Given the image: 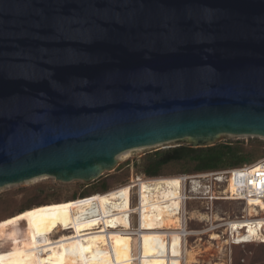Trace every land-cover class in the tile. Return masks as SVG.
<instances>
[{
	"label": "water",
	"instance_id": "water-1",
	"mask_svg": "<svg viewBox=\"0 0 264 264\" xmlns=\"http://www.w3.org/2000/svg\"><path fill=\"white\" fill-rule=\"evenodd\" d=\"M221 134L264 137V0H0V187Z\"/></svg>",
	"mask_w": 264,
	"mask_h": 264
},
{
	"label": "rangeland",
	"instance_id": "rangeland-1",
	"mask_svg": "<svg viewBox=\"0 0 264 264\" xmlns=\"http://www.w3.org/2000/svg\"><path fill=\"white\" fill-rule=\"evenodd\" d=\"M255 138H258L260 140V144L257 146L258 148L252 152L251 157L247 158L248 161H254L258 158H261L264 156V137L263 136H256V135H232V134H221L218 138V141H225V140H242L244 142V145L247 147H250V145H254ZM189 144L186 139L181 140H173L169 142H164L156 145L151 146H142V147H135L132 149H127L125 151L120 152L117 156V164L114 169L104 171L98 178L94 180L84 181V180H71V181H60L55 179L52 176L48 175H41L37 176L28 180H24L19 183H12L7 184L0 187V220L9 217V214H13L17 211V209L21 206V204L25 203H31L34 201L37 202H47L46 204L35 206L33 208L26 209L24 211L18 212V214H23L26 212H33V216L36 219L35 222L32 225V228L35 229V231H45L51 228L55 225H62L69 221L71 218V210L69 208H63L62 210H56V211H50L48 215H43L44 210L43 208H46L45 206L50 203H55L59 201H66L64 199L71 197L74 193H81L85 192L86 194H89L91 192L99 191L102 192L104 190V187H107V189H111L116 187L117 185H120L122 182L123 184L127 182L134 183L136 179H139L141 177L135 178V166L133 164L135 159H139L141 156H143L147 152H151L157 149L175 146L178 144ZM231 162H228L229 165ZM242 164H237L231 167H237ZM181 164L180 163H172L171 165H167L163 171L168 173H174L177 172V175H185V174H192V173H184L187 172L186 170L180 171ZM160 177H166L171 178L172 176H160ZM158 178V177H153ZM153 178H145V179H153ZM178 183V198L177 203L174 204L171 207H168V211H176L177 209H180L181 206V200H180V193H179V177L177 179ZM176 187L171 185H159V186H149L146 189V192L148 194V198H154L157 196H165L167 194L174 193ZM135 194V193H134ZM186 195L187 199L184 202L183 208H186L187 215H186V224L188 226V229H198L204 225V222L202 219H196L193 216L196 214V211L198 212L204 208L205 203L202 199L196 200V199H190L189 196L191 195V191L188 185V182L186 184ZM131 195L129 193H124L119 195V197H114L111 199L106 200L103 202V207L106 210H112L115 208L124 207L128 204H130ZM134 202L136 199V194L133 197ZM242 205L238 201H216L215 202V208L220 211L222 215H230L233 216L234 214H238L241 210ZM93 207L90 206H73V212L80 216H87L91 213ZM164 207H161L159 211H163ZM157 211V212H159ZM49 212V211H48ZM156 212V211H152ZM151 212V213H152ZM16 214V213H15ZM14 215V214H13ZM12 216V215H10ZM134 218L136 221V214H134ZM121 221L128 222V217L121 218ZM15 220L11 221H4L3 223H8L7 226H13V222ZM28 222V221H27ZM27 222H21L18 223V225L13 226L9 229L2 230L5 227V224L1 223L0 221V252H3V254L7 253L12 248H19L22 241L24 240L23 236L28 231L27 226H24L27 224ZM147 223H150V221H147ZM235 228H238V226H235ZM238 234L240 233L239 230ZM250 234L254 233V229L249 227ZM58 236V234H55ZM54 235V237H56ZM134 238H141L144 239V237H134ZM244 238H247L246 236ZM126 241L124 244L121 245L119 248V255L120 257H125L130 252L131 247V241L129 239L131 238H125ZM168 238H166L167 240ZM170 242L175 245L167 244V241L164 242V247L162 249H159L158 247H154L151 242H148L146 246V252L151 254H156L159 256H165V259L163 260H157L155 262H152L151 260L147 259L144 264H177L176 261L169 259L170 254L177 251L176 246H178L179 249V256H180V246L178 241L172 240L171 237L169 238ZM245 241H250L249 239H243ZM177 242V243H175ZM223 241L220 240H211L208 238L206 234L201 236V239H196V236L194 235H188L186 240V246L190 250L192 249L194 253L196 254V262L191 264H215L217 262H222L224 264H236L238 262H243L244 264H250V256L255 253L257 255H261L262 251L259 248V246H232L229 250L226 246L223 245ZM15 249V250H16ZM14 250V251H15ZM12 252H8L10 258H16L22 255H17L16 257H13ZM60 253L59 250H56L52 254H49L50 256L45 257L44 264H54ZM230 256V257H229ZM44 258V256H43ZM66 257L64 256V259ZM259 258V257H258ZM66 260V259H65ZM107 260V258H102L97 261L103 262ZM64 264H68L66 261H64ZM62 262V264H63ZM7 264H13V261L7 262ZM77 264H86V261L81 260L77 262ZM87 264H91L90 262ZM180 264V259H179ZM182 264H184V259L182 261ZM238 264V263H237Z\"/></svg>",
	"mask_w": 264,
	"mask_h": 264
},
{
	"label": "trees",
	"instance_id": "trees-1",
	"mask_svg": "<svg viewBox=\"0 0 264 264\" xmlns=\"http://www.w3.org/2000/svg\"><path fill=\"white\" fill-rule=\"evenodd\" d=\"M255 144L250 145L247 147L244 145L242 140H225V141H217L208 146H193L191 144H178L175 146L165 147L161 149H157L151 152L145 153L139 159H135L133 164L135 166V178L141 177L140 179H136L134 183L127 182L123 184L122 182L120 185H117L114 188L107 189L104 187L102 192L95 191L89 194L85 192H81L79 194L74 193L71 197L66 198V201H59L55 203H50L46 205V208L42 210L44 212V216L48 215L50 211L62 210L63 208H69L71 210V218L69 221L62 225H55L59 227L61 230H64L74 224L78 226H84L88 223H95L101 215L107 216L111 219L112 226H151V223H147L146 217L148 215L154 214H161L163 212H167L168 207L173 206L177 203L178 198V183L177 179L180 175H177V172L173 174L166 173L163 169L167 165H171L172 163H180L181 168L180 171L186 170L187 172L184 173H195V172H202L208 170H219V169H226L231 168V166L237 164H243L247 162V158L251 157L252 152L256 150L258 145L261 143L258 138H255ZM228 162H231L229 165ZM252 161H248L250 163ZM160 176H172L171 178L160 177ZM158 177V178H153ZM145 178H153V179H145ZM159 186V185H171L176 187L174 193L167 194L165 196H157L154 198H148V194L146 189L149 186ZM129 193L130 197V204L115 208L112 210H106L103 207V202L108 199L119 197V195L124 193ZM136 194V201L134 202L133 197ZM234 201V200H231ZM47 202H31L21 204V206L17 209V211L13 214H9L7 218H4L1 221L3 223L6 221H13V226L18 225L21 222H27L26 225L29 229L28 231L35 230L32 228L33 223L35 222V216H33V212H26L23 214H18V212L24 211L29 208H33L35 206L46 204ZM73 206H90L92 208L91 214L87 216L80 217L73 212ZM159 207V208H158ZM160 207H164L163 211H159ZM204 209V208H202ZM49 211V212H48ZM156 211V212H152ZM159 211V212H157ZM152 212V213H151ZM134 214H136V221L134 218ZM12 215V216H10ZM128 217L129 221H121V218ZM5 224V227L2 230L9 229L13 226H7L8 223ZM54 227V226H52ZM51 227V228H52ZM51 228L45 231L39 232H48ZM27 231V232H28ZM26 232V233H27ZM129 241H131L130 253L125 257H120L119 249L111 254H106L100 256L98 259H87V263L91 264H144L147 259L155 262L157 260L165 259V256H159L156 254H151L146 252V246L149 242V239L144 238H134L130 237ZM109 241V240H108ZM120 247L126 241L125 238H118ZM167 244L175 245L170 242L168 238ZM26 243L24 239L21 244ZM259 246L262 253L261 255L253 254L250 256V264H264V242H247L244 244H237L234 246ZM18 246V245H17ZM16 246V247H17ZM15 248H12L8 252H13ZM119 247V248H120ZM155 247V246H154ZM177 251L170 254L169 259L174 260L179 264V249L176 246ZM0 252V264H7V262L13 261V264H21L22 260L24 259V255L10 258L9 254ZM44 260L45 257L50 256L49 254H43ZM107 258V260L103 262H97L99 259ZM259 257V258H258ZM97 260V261H95ZM55 261V260H54ZM46 262V261H45ZM238 264H244L243 262H238ZM236 263V264H237ZM62 264V263H61ZM64 264V262H63Z\"/></svg>",
	"mask_w": 264,
	"mask_h": 264
},
{
	"label": "bare ground",
	"instance_id": "bare-ground-1",
	"mask_svg": "<svg viewBox=\"0 0 264 264\" xmlns=\"http://www.w3.org/2000/svg\"><path fill=\"white\" fill-rule=\"evenodd\" d=\"M179 193L180 209L148 215L146 219L150 221L151 226H112L111 219L101 215L95 223H88L84 226L74 224L64 230L54 226L46 233L35 230L28 231L23 236L26 243L21 244L11 254L13 257L26 254L21 264H44L43 254H52L59 250L60 253L54 264H61L63 260L68 264H77L81 260L98 259L100 256L116 252L120 247L118 238L144 237L149 239L153 246L162 249L166 238L171 237L172 240H177L179 243L180 264L183 259L184 264L195 263L196 254L186 246L187 236L192 232L184 221V214L188 213L183 208L182 176H179ZM240 223L242 221L238 219L232 221L234 227ZM215 264L224 263L217 262Z\"/></svg>",
	"mask_w": 264,
	"mask_h": 264
},
{
	"label": "built area",
	"instance_id": "built-area-1",
	"mask_svg": "<svg viewBox=\"0 0 264 264\" xmlns=\"http://www.w3.org/2000/svg\"><path fill=\"white\" fill-rule=\"evenodd\" d=\"M181 176L184 202L187 199L188 182L191 191L189 198L202 199L205 203L204 209L196 211L193 216L198 220L202 219L204 225L190 230L192 234L189 235L196 236V239H201L204 234L211 240L221 239L229 250L233 245L247 243L243 239L264 242V156L237 167ZM229 200L238 201L242 205L238 214L222 215L215 208L216 201ZM186 215L184 214L185 222ZM235 219L242 221L236 229L232 224ZM250 226L254 229L253 234L249 232ZM236 230L240 233L238 234ZM245 236L247 238H244Z\"/></svg>",
	"mask_w": 264,
	"mask_h": 264
},
{
	"label": "crops",
	"instance_id": "crops-1",
	"mask_svg": "<svg viewBox=\"0 0 264 264\" xmlns=\"http://www.w3.org/2000/svg\"><path fill=\"white\" fill-rule=\"evenodd\" d=\"M159 208V207H158ZM161 208V207H160Z\"/></svg>",
	"mask_w": 264,
	"mask_h": 264
}]
</instances>
